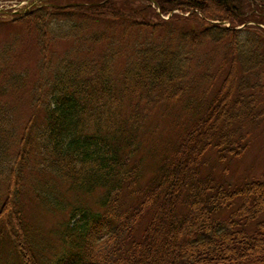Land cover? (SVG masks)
I'll use <instances>...</instances> for the list:
<instances>
[{
  "label": "trees",
  "instance_id": "trees-1",
  "mask_svg": "<svg viewBox=\"0 0 264 264\" xmlns=\"http://www.w3.org/2000/svg\"><path fill=\"white\" fill-rule=\"evenodd\" d=\"M10 22L40 52L26 119L0 101V247L15 262L264 264V178L224 185L209 171L226 172L264 115V0H40ZM57 40L69 41L61 54ZM203 44L221 49L217 62L210 49L198 57ZM170 111L179 131L159 136L141 181L142 134ZM26 173L47 192L31 190L40 206L66 211L53 241L24 218Z\"/></svg>",
  "mask_w": 264,
  "mask_h": 264
},
{
  "label": "rangeland",
  "instance_id": "rangeland-1",
  "mask_svg": "<svg viewBox=\"0 0 264 264\" xmlns=\"http://www.w3.org/2000/svg\"><path fill=\"white\" fill-rule=\"evenodd\" d=\"M31 1L32 0H0V46L4 43L13 42V46L9 47L12 51L8 52L6 66L8 68L3 67L0 70V85H4L5 88L3 92H0V101L11 106L12 113H14V116L20 122L26 119L31 110L30 84L28 82H31L35 77V62L39 58L40 52L35 45L33 34L27 29L25 30V28H22L21 25L10 22V19L17 15L19 10L23 9L24 6L30 5L29 3ZM34 1L37 3L39 0ZM256 13L262 14L263 12H258L256 10ZM249 22L253 21H248V23ZM257 24L264 28V23ZM68 46L69 41L57 40L52 49L53 52L61 54ZM208 49L211 50L213 58L216 57L214 51H217V53L221 55V49L217 50L219 48L213 46L209 47L208 44H203L199 45L196 49L198 57L203 56L204 52ZM214 60L217 62L216 58ZM18 71L25 75V85L23 84L15 88L5 83L8 73ZM221 71L224 72V68H221ZM251 79H253V77H251ZM261 81L263 85L260 90L259 101L260 105H264V70ZM171 115L172 111H170V114L163 115L162 117L153 113L148 121L149 127L142 134V145L135 153V157H139L142 164L141 181L145 180L151 173V152L154 150L160 152L163 149V142L159 136H167V139H171L179 131L178 128L174 127V122L177 121L178 117H172ZM168 123L174 127L171 129L172 132H168ZM151 129H154L152 133H150ZM244 130H247V136L249 138L246 150L240 156L229 161L226 172L222 171V164L216 163L215 166L209 170L214 181L222 182L224 185H233L248 181L252 178H264V115L257 122L247 123L244 126ZM156 137H158V140H154ZM204 171H206L205 168L202 170V173L207 172ZM34 188L39 189L40 195L42 193H47L45 189L43 190L41 182L36 181V176L26 173L23 184V189L26 190L25 192L22 191L21 195L24 218L28 220L31 228L37 229V233L35 234L36 239L44 236L46 239H49V241H53L56 237L54 231L59 226V222L66 217V211H48L43 206H40L36 202V198L31 191ZM59 189L61 190V188ZM237 202L238 197H234L230 201V205L221 208L217 211L216 215L224 216L225 213L236 206ZM261 216H264V209L258 215V217ZM253 222L254 220L249 221L248 225L251 226ZM3 250L6 251V253H1L0 264H18L14 260L9 245L5 242L3 246L0 247V252H3ZM38 250L42 252L41 249ZM45 253H48V251L45 250Z\"/></svg>",
  "mask_w": 264,
  "mask_h": 264
},
{
  "label": "water",
  "instance_id": "water-1",
  "mask_svg": "<svg viewBox=\"0 0 264 264\" xmlns=\"http://www.w3.org/2000/svg\"><path fill=\"white\" fill-rule=\"evenodd\" d=\"M33 2V1H32Z\"/></svg>",
  "mask_w": 264,
  "mask_h": 264
}]
</instances>
